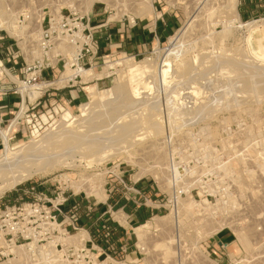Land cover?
<instances>
[{"label": "rangeland", "instance_id": "1", "mask_svg": "<svg viewBox=\"0 0 264 264\" xmlns=\"http://www.w3.org/2000/svg\"><path fill=\"white\" fill-rule=\"evenodd\" d=\"M232 1L237 12L231 0H111L110 6L93 0H0V44L11 42L24 71L28 64L36 67L31 73H43L40 82L27 86L28 74H0L21 95L27 87V107L28 92L40 98L69 80L89 88L102 79L107 85L99 90L108 89L91 99L86 89L76 108L62 100L30 99L34 110L26 109L11 141L18 147L31 144L39 157L58 152L49 160L52 169L14 186L28 171L0 170V264H264V23L252 26L264 18L243 21L239 0ZM153 5L178 12L179 37L146 57L116 53L97 60L88 80L80 72L91 69L84 63L85 34H73L67 26L59 40L40 41L41 29L49 30L59 14L83 17L96 7L119 21L136 10L149 13ZM4 23L21 37L10 36ZM251 35L260 59L252 54ZM170 49L174 56H165ZM123 57L153 70L151 77L139 79L150 85L139 99L128 70L110 67ZM166 59L164 76L160 65ZM51 67L59 71L57 80L46 75ZM120 85L123 95L116 91ZM22 107L0 116L1 128L8 129ZM66 111L75 116L68 127L62 126ZM121 178L125 184L128 178L151 180L156 190L154 204L147 201V206L159 227L147 235L143 250L134 235L139 224L126 236L97 232L92 242L81 231L108 228L100 208L109 206L111 194L134 196L120 185ZM110 212L115 224V213L125 215L121 208ZM223 232H231L234 242L217 247L215 239Z\"/></svg>", "mask_w": 264, "mask_h": 264}, {"label": "crops", "instance_id": "2", "mask_svg": "<svg viewBox=\"0 0 264 264\" xmlns=\"http://www.w3.org/2000/svg\"><path fill=\"white\" fill-rule=\"evenodd\" d=\"M238 10L243 21L262 19L264 18V0H239ZM149 14L145 10H136L132 13V16L126 15L119 21H115L106 16L105 10L93 7L84 19L85 25L93 30L96 43L93 54H89L84 60L85 66H91L89 71L94 74V71L97 69L95 67L96 61L109 57L112 54L129 55L134 59L146 57L152 54L157 47L169 42L181 25L178 12L164 8L161 5H153V9ZM10 43L8 40L1 42L0 58L6 64H10L9 68L13 73L24 74V68H21L22 64L20 66L19 60L14 54V46ZM58 72L57 69L51 67L46 75L50 79L57 80ZM16 78L20 80L19 76ZM12 82L16 83L14 79H12ZM92 83V87H96L97 89L107 85L102 79H96ZM77 85L76 81L69 80L68 85L62 86V88H53L54 92L44 93L37 103L42 104L43 102H51V100L55 99L65 101L76 108L85 101V95L87 94V88L78 87ZM20 104V94L1 98L0 116L2 119L12 115L14 109ZM127 185L135 188L139 192V195H134L128 200L126 197L115 198L114 194H111L109 206H105L106 211L104 212L108 216V213H111L112 209L121 208V211L127 217L126 225L122 226L119 223H114V225L120 227V230H118L114 225L108 224V228L103 227L105 230H94V236L91 235L90 230H81L87 233L88 242L96 240L95 236L97 232H102L104 237H108L107 235L109 237L113 236L114 232L126 236L129 234L130 229L133 228V225L140 224L144 220L149 221L154 216L153 208L147 206V202H145L146 200L153 204L155 202L152 200V198L157 196L153 182L146 179L134 182L132 178H128ZM76 225L78 226L77 223ZM233 242L234 235L231 232H223L215 239L217 247L228 246ZM99 248L102 247L99 246ZM105 250L108 251L109 248L107 247Z\"/></svg>", "mask_w": 264, "mask_h": 264}, {"label": "bare ground", "instance_id": "3", "mask_svg": "<svg viewBox=\"0 0 264 264\" xmlns=\"http://www.w3.org/2000/svg\"><path fill=\"white\" fill-rule=\"evenodd\" d=\"M93 1H100V2H104L106 5H111V0H93ZM230 2V1H229ZM228 3V2H227ZM230 6H231V8H232V10H234L235 12H237L236 11V9H237V2L235 1V2H233L232 0H231V3H230ZM228 9H229V7H228ZM149 13H151V12H149ZM149 13H147L148 15H150ZM260 23H264V20L263 21H261V22H253L252 23V26L254 27V26H259L260 25ZM6 26H5V30L8 32V34L10 35V36H13V37H18V36H20L21 35V33L22 32H18V31H16V28L15 27H13V25L12 24H10V23H4ZM0 25H2V24H0ZM0 28H1V26H0ZM37 32V31H36ZM37 34H39V33H37ZM35 35V34H34ZM179 35L180 34H176L171 40H170V42L171 43H173L175 40H176V38L177 37H179ZM260 35H261V33H260ZM264 35V34H263ZM37 36V35H36ZM21 37V36H20ZM39 37V36H38ZM181 40H182V37L180 38ZM181 40H179V41H181ZM170 43V44H171ZM179 43H181V42H179ZM22 46V45H21ZM180 47V46H179ZM175 48H178V47H174L173 48V50L175 49ZM157 50H158V48H156ZM171 50V49H170ZM159 51V50H158ZM175 51V50H174ZM174 51H169V53L167 52V55H165V56H167V57H171L172 55L174 56ZM75 54V53H74ZM73 54V55H74ZM76 55V54H75ZM79 56V54L77 55V57ZM76 58V57H75ZM77 59V58H76ZM168 59V58H167ZM166 59V61L164 60L163 62L165 63H163V64H161L160 65V69H161V71H162V74L165 76V74L167 73V70H166V68H168V67H165V66H167L166 65V63H167V60ZM133 59L132 58H128V57H123V59L122 60H120L119 62H117L116 64H113V65H111L110 67H115V66H121V67H124L125 69H127L128 70V72H129V74H130V76H131V78H133V79H135V81H134V88H132V93H133V96L134 97H138L137 99H139V96L141 95V94H146L145 93V91H147V90H150V85H149V83L147 82H145L144 80L143 81H139V79H147L148 77H147V75H151V74H153L151 71H153V70H150V69H152V68H150L148 65H145V63L143 62L141 65H140V63H133V61H132ZM76 61V60H75ZM168 64V63H167ZM0 66H2V62L0 61ZM165 67V68H164ZM150 68V69H149ZM5 71H7V70H5ZM160 71V70H159ZM80 72H82L84 75H85V77L87 78V80L88 79H90L92 76H93V74H92V72L91 71H89V70H80ZM4 73V72H3ZM149 73H151V74H149ZM163 75H162V77H163ZM168 75V74H167ZM94 77V76H93ZM151 77V76H150ZM128 78V77H127ZM154 78V77H153ZM166 78V77H165ZM164 78V79H165ZM167 79V78H166ZM15 80L17 81V79L15 78ZM131 81H133V80H131ZM127 83H129V82H127ZM132 83V82H131ZM21 84H22V82H21ZM24 84V83H23ZM22 84V85H23ZM38 84H35V86H37ZM123 85V84H122ZM128 85V84H127ZM133 85V84H132ZM24 86H26V85H24ZM22 87L23 88V97H24V99L26 98V94H25V91H24V89L26 90L27 89V87ZM123 86H125V85H123ZM28 90V89H27ZM87 90H88V95H89V99H91V98H93V97H95V96H100V94L101 93H103L104 92V94H106L107 92H108V89L107 90H99V89H97L96 87H89V88H87ZM116 91L120 94V95H123V87L120 85V86H118L117 88H116ZM86 93V92H85ZM130 93H131V90H130ZM199 94V93H198ZM28 95L30 96V99L32 100V102L33 101H35L37 98H39V95H38V93H36V92H31V93H29L28 92ZM103 96V95H102ZM131 96H132V94H131ZM140 97H143V96H140ZM138 101V100H137ZM142 102V101H141ZM140 102V103H141ZM136 103V102H135ZM149 103V102H148ZM134 105V104H133ZM86 106L84 105V106H82L81 107V113H82V115H84L85 113H86V111H87V109L85 108ZM26 109H27V106H26V102H25V104L23 105V107H22V110L17 114V116H16V118H14L13 119V123L11 124V126L8 128V129H3V128H1L0 127V135H1V137H2V140H3V143H4V158H2V159H0V170H2V169H6V168H9V169H11V167L13 168V170H22V171H28V173H26V174H24V175H21V176H19V177H17L16 178V180L13 182V184H11L12 186H14V185H16V184H19V182L21 181H25V179H28V178H30L31 176H33V175H35V174H39V173H41V172H44V171H46V170H48L49 168H51V167H54L52 164L50 165L49 163H50V161L49 160H51L52 159V157H54L53 156V153H57L58 152V150L55 148V150L52 152L51 150H50V152H52V153H50V154H46L45 152H46V150H48V149H46V150H44V153H45V155L43 156V157H39V156H36V154L35 155H33V152H35V151H32V148H33V146L31 145V144H28V145H26V146H24V145H20L19 147L18 146H16V143H14V142H12L11 141V138H10V134L16 129V127H17V125L19 124V122L21 121V119L23 118V116H24V114H25V111H26ZM149 113V112H148ZM143 115V114H142ZM75 119V116L72 114V112L71 111H66L65 112V114L63 115V117H62V126H65V127H68L69 126V124L71 125L72 123H70L72 120H74ZM147 122H149L148 120H147ZM0 123H1V118H0ZM11 123V122H10ZM142 123V122H141ZM144 124H146V123H144ZM149 124V123H148ZM141 125V124H140ZM143 125V124H142ZM149 126V125H148ZM152 126V125H151ZM13 135V134H12ZM12 137V136H11ZM46 140V139H45ZM53 141V140H52ZM36 142V141H35ZM51 142V141H50ZM33 144V143H32ZM51 144V143H50ZM54 145V144H53ZM63 145V144H62ZM55 147H57V146H59L58 144H57V146L56 145H54ZM53 146V147H54ZM60 146H61V144H60ZM41 147V146H40ZM19 148V150H17ZM50 149V148H49ZM52 149V148H51ZM58 149H60V147H58ZM63 149V148H62ZM64 149H66V148H64ZM91 149V148H90ZM33 150H35V147H34V149ZM67 150V149H66ZM87 150V149H86ZM39 150H37L36 152H38ZM43 151V150H42ZM49 151V150H48ZM65 151V150H64ZM72 151V150H71ZM40 152V151H39ZM60 152V151H59ZM67 152V151H66ZM48 153V152H47ZM63 153V152H62ZM65 153V152H64ZM61 154V153H60ZM39 155H41V154H39ZM57 155V154H56ZM67 155H69V154H67ZM62 157H63V155H62ZM57 158V157H56ZM76 158V157H75ZM87 158V157H86ZM35 159H37V161L39 162V163H37V166H35L37 169H36V171L35 172H31V168L30 167H32V166H34V164L33 163H35L36 164V161L35 162H33ZM60 159V158H59ZM73 159H74V157H73ZM33 160V161H32ZM78 160H80V159H78ZM55 161H57V160H55ZM81 161V160H80ZM83 161V160H82ZM53 162V161H52ZM54 164V163H53ZM56 164V163H55ZM63 165H65V164H63ZM68 165V164H67ZM77 167V166H76ZM52 169V168H51ZM77 169V168H76ZM33 170V169H32ZM156 180L158 179V178H155ZM20 182V183H21ZM11 186V187H12ZM5 187V186H4ZM7 188H9L8 186H7ZM4 190H5V188H4ZM98 196V195H97ZM100 196H101V193H100ZM100 196H98V197H100ZM103 196V195H102ZM102 198V197H101ZM114 220L117 222V223H119L120 225H122V226H125L126 225V217H125V215H122L121 213H115L114 214ZM159 227V222H158V219L155 217V218H152V219H150L149 221H147L146 223H144V224H141V225H139L138 227H136L135 229H134V234H135V236H136V239H137V247L139 248V249H144V244H145V240H146V237H147V235L151 232V231H155L154 229H157ZM128 259H129V257H128ZM130 260V259H129Z\"/></svg>", "mask_w": 264, "mask_h": 264}, {"label": "built area", "instance_id": "4", "mask_svg": "<svg viewBox=\"0 0 264 264\" xmlns=\"http://www.w3.org/2000/svg\"><path fill=\"white\" fill-rule=\"evenodd\" d=\"M60 16V20H50L49 22V30L44 31V29H41V36H40V41H44L46 39H50V40H59L60 37H62V29L66 28L67 26H70V31L73 32V34H75L76 32H81V34H85L84 38L86 39V41L83 44V48L82 51H85L86 54H93V50L95 49L96 43H95V37H94V33L92 32L93 30L90 29L88 26L85 25L84 19L85 16L83 17H77V14H72L70 13L69 16L67 18H65L64 16H62L61 14H59ZM4 38L0 37V41H3ZM5 62L4 60H2V66H0V74H3V70H7L9 73L12 70H8L5 67ZM27 65V68L25 69V74H28V78H27V82H23L24 85H32L33 83H38L42 80V70H40L39 72L36 73V71H34L33 73H31L33 70L36 69V67H30ZM31 73V74H30ZM11 74V73H10ZM31 75H34V77H31ZM38 75V76H35ZM12 76V75H10ZM10 81H12L11 79H13L12 77L9 78ZM4 78L0 79V96L1 97H7L9 95H18V91L14 90L13 87H11V83H5L3 82ZM7 86V87H6ZM21 105L23 106L25 104L26 99H24L23 95H21ZM42 96H40V98L36 99L34 102H37L39 99H41ZM28 101H29V106L27 107V113H29L30 111L34 110V106L33 103L30 102V99L27 97ZM40 104V103H39ZM31 107V108H30ZM0 127H1V123H0ZM1 144L0 147H2V149H4V143L3 140H1ZM120 185L123 187L124 190H126L127 193L132 194V195H139V192L131 187L128 186L127 184L124 183V181L122 180V178L120 179ZM128 200L131 199V197H126ZM147 202V200L145 201ZM77 231V230H76ZM109 236V235H107Z\"/></svg>", "mask_w": 264, "mask_h": 264}, {"label": "trees", "instance_id": "5", "mask_svg": "<svg viewBox=\"0 0 264 264\" xmlns=\"http://www.w3.org/2000/svg\"><path fill=\"white\" fill-rule=\"evenodd\" d=\"M100 210H101V211H103V210L106 211V207H105V206H101ZM107 219H108L109 224L114 225V223L111 222L110 216H107ZM147 221H148V220L141 221L139 225L144 224V223H146ZM81 226H82V227H85L84 225H81ZM114 226H115L116 229L120 230V227H118V225H114ZM91 235L94 236V230L91 231ZM98 245H99L100 247H102V248H105V249L107 248V246H106L103 242H99Z\"/></svg>", "mask_w": 264, "mask_h": 264}, {"label": "water", "instance_id": "6", "mask_svg": "<svg viewBox=\"0 0 264 264\" xmlns=\"http://www.w3.org/2000/svg\"><path fill=\"white\" fill-rule=\"evenodd\" d=\"M254 36L253 35H251V37H250V40H249V44H250V48H251V51H252V54L256 57V58H258V59H260L255 53H257V49L255 48V46H254ZM262 60L264 61V57L262 58Z\"/></svg>", "mask_w": 264, "mask_h": 264}]
</instances>
